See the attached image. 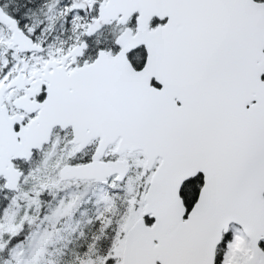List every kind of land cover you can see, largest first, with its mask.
Wrapping results in <instances>:
<instances>
[{
    "label": "snow or ice",
    "instance_id": "6c2138e0",
    "mask_svg": "<svg viewBox=\"0 0 264 264\" xmlns=\"http://www.w3.org/2000/svg\"><path fill=\"white\" fill-rule=\"evenodd\" d=\"M0 264H264V0H0Z\"/></svg>",
    "mask_w": 264,
    "mask_h": 264
}]
</instances>
